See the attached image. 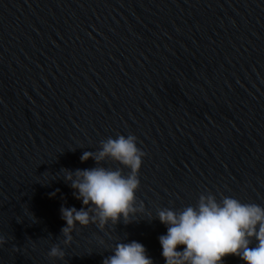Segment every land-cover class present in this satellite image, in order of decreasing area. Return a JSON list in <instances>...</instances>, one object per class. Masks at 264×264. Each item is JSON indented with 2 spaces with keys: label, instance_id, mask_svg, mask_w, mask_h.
<instances>
[{
  "label": "water",
  "instance_id": "water-1",
  "mask_svg": "<svg viewBox=\"0 0 264 264\" xmlns=\"http://www.w3.org/2000/svg\"><path fill=\"white\" fill-rule=\"evenodd\" d=\"M119 134L146 153L145 211L65 245L61 208L84 206L63 169ZM208 192L264 207V0H0V264H103L132 241L166 264L149 213Z\"/></svg>",
  "mask_w": 264,
  "mask_h": 264
},
{
  "label": "clouds",
  "instance_id": "clouds-1",
  "mask_svg": "<svg viewBox=\"0 0 264 264\" xmlns=\"http://www.w3.org/2000/svg\"><path fill=\"white\" fill-rule=\"evenodd\" d=\"M145 156L134 134H119L102 140L99 150L82 154V162L94 160L96 167L75 172L63 169L65 181L84 206L79 210L61 208V218L67 225L61 230L65 245L72 244L77 225H96L104 231L109 224L117 225L121 217L128 224L138 213H144L143 202L137 207V192ZM107 162L120 167H106ZM124 169H128L127 174ZM149 219H158L167 227V234L159 237L166 264H223L228 256H237L245 264H264V207L256 203H242L229 196L218 200L208 192L199 196L195 206L179 211L160 208L155 218L149 213ZM253 240L257 241L255 246ZM5 243L0 237V246ZM181 247L183 250H178ZM112 252L103 264H154L146 248L136 241L118 243ZM48 255L65 258L58 245Z\"/></svg>",
  "mask_w": 264,
  "mask_h": 264
}]
</instances>
